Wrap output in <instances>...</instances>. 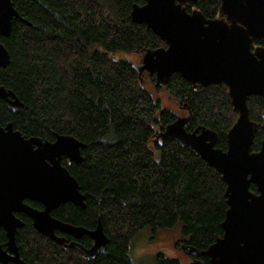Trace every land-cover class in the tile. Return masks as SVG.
I'll return each instance as SVG.
<instances>
[{"label": "trees", "instance_id": "obj_1", "mask_svg": "<svg viewBox=\"0 0 264 264\" xmlns=\"http://www.w3.org/2000/svg\"><path fill=\"white\" fill-rule=\"evenodd\" d=\"M11 1L32 26L13 20L9 36L0 37L10 57L0 68V86L16 95L25 112H12L0 98V125L12 123L25 138L52 141L55 134L69 135L86 145L81 163L65 165L85 197V208L64 204L52 214L88 230L99 218L109 240L104 254L88 261L39 234L22 216L23 226L15 234L22 261L135 264L131 246L146 229L152 235L179 231L177 245L197 251L221 237L227 209L221 176L188 148L172 140L160 143L159 130L173 123L176 114L162 108L143 85L133 67L137 63L125 58L166 48L143 24L131 21L132 6H142L144 0ZM185 8L206 18L219 16V0H198ZM156 89L185 107L188 131L210 129L218 136L215 147L226 150V134L237 113L224 84L193 90L175 73ZM246 104L249 119L258 126L251 146L255 152L264 134L258 125L264 122V98L249 97ZM250 190L255 193V186ZM5 242L0 230V244ZM75 242L91 246L87 236ZM196 257L209 264L208 257ZM155 262L179 264L161 254Z\"/></svg>", "mask_w": 264, "mask_h": 264}, {"label": "water", "instance_id": "obj_2", "mask_svg": "<svg viewBox=\"0 0 264 264\" xmlns=\"http://www.w3.org/2000/svg\"><path fill=\"white\" fill-rule=\"evenodd\" d=\"M198 0H144L133 5L130 18L143 24L166 48L147 51L140 73L155 71L156 87L164 86L172 74H179L192 88L224 84L237 119L226 134V150L216 148L215 132L199 126L188 131L187 117L159 130V140H172L188 148L221 176L225 184L227 209L220 226L222 236L215 238L204 251L187 246L190 257L206 256L210 264H264V134L258 151L252 152L257 125L249 119L247 99L264 97V49L253 52V38L264 40V0H220V12L226 20L205 19L198 11L190 14L184 6ZM32 26L22 19L11 0H0V37H8L12 21ZM10 62L8 51L0 43V68ZM141 85V82H140ZM0 98L14 113H24L25 106L12 91L0 86ZM264 132V126L262 127ZM86 145L69 135H54V141L25 138L12 123L0 125V229L6 242L0 244V264H26L19 256L15 234L23 223L15 213H23L32 227L64 249L80 252L85 260L104 254L109 242L98 218L92 230L74 226L51 216L60 205L85 208V197L61 158L71 163L82 162ZM256 192L250 190V186ZM39 203L36 210L23 203ZM56 232L70 236L67 243ZM87 236L92 241L84 248L75 240ZM193 264V263H192Z\"/></svg>", "mask_w": 264, "mask_h": 264}, {"label": "rangeland", "instance_id": "obj_3", "mask_svg": "<svg viewBox=\"0 0 264 264\" xmlns=\"http://www.w3.org/2000/svg\"><path fill=\"white\" fill-rule=\"evenodd\" d=\"M125 58L137 64L141 62V56L128 55L125 56ZM143 85L150 91L153 97L161 103L162 108L169 109L180 116L185 114L178 108L180 104L170 99L165 92L157 91L152 85L144 81ZM180 238V232L178 231L177 233L176 230L152 235V231L146 229L133 241L130 250V258L135 264H156L155 258L158 254L168 259L176 258L182 261L188 260L186 254H184L182 250L173 247L175 244L177 248V243Z\"/></svg>", "mask_w": 264, "mask_h": 264}, {"label": "flooded vegetation", "instance_id": "obj_4", "mask_svg": "<svg viewBox=\"0 0 264 264\" xmlns=\"http://www.w3.org/2000/svg\"><path fill=\"white\" fill-rule=\"evenodd\" d=\"M198 2V1H197ZM196 2V3H197ZM196 3H187L186 5H188V4H196ZM185 5V6H186ZM220 5H221V1L219 0V9H218V12H219V16H217V17H215V18H206L200 11V13L204 16V18L205 19H210V20H213V19H222V20H224V21H226L228 24H229V21H227L226 20V15H224L223 13H221L220 12ZM185 6H184V8H185ZM186 9V8H185ZM196 10V9H195ZM193 11V9L190 11V12H188L187 10H186V12L187 13H191ZM256 41H262V42H264V40L263 39H258V38H253L252 39V41H251V44H250V50L253 52L255 49H257V48H262V49H264V46H261L260 44H256L255 42ZM141 58H142V55H141ZM140 76L142 77V80L145 82V83H149L150 85H152L155 89L157 88L156 87V74H155V71H148V70H144L143 72H141L140 73ZM227 88V87H226ZM157 90V89H156ZM250 97H253V96H250ZM258 97H261V96H258ZM262 98H264V97H262ZM178 106V105H177ZM178 108L181 110V111H183L185 114H182L181 116L180 115H178V114H176V116L177 117H186V114H187V111H186V109H185V107L184 106H178ZM169 110V109H168ZM173 112V111H172ZM262 118L264 119V111L262 112ZM255 123V122H254ZM257 125V124H256ZM258 125H260V127H261V130H262V127L264 126V122L263 123H261V124H258ZM257 129H258V126H257ZM193 131V130H192ZM263 131V130H262ZM191 132V131H190ZM257 132V131H256ZM264 133V132H263ZM43 141V140H42ZM52 141H54V139L52 140ZM52 141H50V142H52ZM60 164L62 165V166H64V167H70L72 164H74V163H71L70 165H68V159L67 158H65V157H62L61 158V161H60ZM66 165V166H65ZM23 203L24 204H26V205H28V206H30V207H32V208H34V209H36V210H42L43 209V207L39 204V203H37V202H34V201H31V200H28V199H25L24 201H23ZM30 203H36V204H38V207H34V206H32ZM57 209V208H56ZM55 209V210H56ZM55 210H53L52 211V213L55 211ZM51 213V216L53 217V218H55L54 216H53V214ZM19 215V216H18ZM15 216L22 222V223H24L23 222V220H21L22 219V216L24 217H26V218H28L29 220H30V222H31V224H32V221H31V219L28 217V216H26L25 214H23V213H15ZM56 219V218H55ZM1 230V229H0ZM3 231V230H2ZM56 234V236H59V237H64L66 240H67V243H70V242H72V241H74V239L72 238V237H70V236H67V235H64V234H61V233H59V232H56L55 233ZM5 235V234H4ZM75 241H77V240H75ZM91 245H92V241H91ZM182 245V246H181ZM175 249H178V250H182L183 252H184V254H186V256H187V258H188V260H184V261H182V260H180V259H176V260H178V262H179V264H203L202 262H200L199 260H198V257H190L189 255H187V251H186V249L183 247V244H179V245H177V248H176V245L174 244V246H173ZM208 262H209V259H208ZM210 264V263H209Z\"/></svg>", "mask_w": 264, "mask_h": 264}]
</instances>
